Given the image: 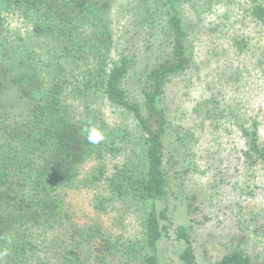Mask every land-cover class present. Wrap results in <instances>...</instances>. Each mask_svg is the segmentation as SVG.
<instances>
[{"label": "trees", "instance_id": "16d2710c", "mask_svg": "<svg viewBox=\"0 0 264 264\" xmlns=\"http://www.w3.org/2000/svg\"><path fill=\"white\" fill-rule=\"evenodd\" d=\"M0 1L19 11L48 47L47 57L28 64L30 73L14 92L16 104L5 101L6 69L0 64V252L7 250L0 264H47L40 257L50 248L44 242L59 229L76 247V253L63 254L64 264L82 263L64 194L80 185L90 188L101 183L106 184L110 202L126 203L140 214L143 239L128 244L127 258L136 264H158V244L172 226L168 209L160 205L168 203L169 176L175 168V161L165 158L164 138L168 130L180 145L194 137L190 128H171L159 107L166 84L190 65L184 11L204 16L215 8L226 17L238 6L243 19L263 30L264 0H152L148 19L158 20L160 44L151 63L136 73L139 77L134 83L130 80L135 56H112L115 40L105 0ZM216 26L210 29L215 31ZM245 37L237 52L251 59L264 82V41ZM106 107L129 117L132 125L126 120L120 127L107 123ZM93 126L105 135L98 144L87 140L85 129ZM239 132L245 140L241 159L248 174L241 183L247 197L264 204V144L259 123L252 121ZM119 154L121 163L108 174L107 157ZM92 161L97 163L96 172L82 180V167ZM190 201L186 207L190 223H204L207 216L195 206L194 197ZM102 203L96 206L100 212L105 210ZM261 220L254 232L264 236V214ZM238 224L232 250L214 264H254L243 250L249 222ZM176 233L185 245L181 261L194 264L187 227L178 226ZM110 249L108 242L101 241L95 253L105 256Z\"/></svg>", "mask_w": 264, "mask_h": 264}, {"label": "rangeland", "instance_id": "374dc122", "mask_svg": "<svg viewBox=\"0 0 264 264\" xmlns=\"http://www.w3.org/2000/svg\"><path fill=\"white\" fill-rule=\"evenodd\" d=\"M146 1L105 0L115 40L112 56L133 55L136 59L132 83L139 77L136 73L151 63L160 44L158 20L148 19L152 0ZM212 10L204 16L184 11L189 23L186 44L190 65L170 79L159 101L171 128H190L194 137L180 145L175 133L168 130L164 138L165 158L171 157L175 168L169 176L168 203L160 205L168 209L172 226L169 235L158 244V264H184L180 256L185 245L177 238L178 226L188 229L194 264L218 262L232 250L231 238L243 220L249 222L248 242L243 250L254 264H264V236L254 232L263 223L264 204L247 197L241 183L248 174L241 159L245 140L239 132L240 127L257 121L264 144V82L251 59L237 52L246 35L264 41V29L250 24L248 18L243 19L238 6H233L226 17L222 11ZM216 24V30H211ZM47 51V44L35 36L31 23L0 1V64L6 69V102L18 103L14 92L29 75L28 64L47 57ZM103 115L110 125L120 127L123 120L132 125L129 117L108 107L103 109ZM122 158L121 154L117 158L107 157L108 174ZM96 170L95 161L86 163L81 179ZM106 189V184L101 183L65 191L71 232H77L80 241L79 264H136V260L127 258L125 248L143 239L140 214L126 203L110 202ZM193 197L195 206L207 216L204 223L191 224L188 219L186 207ZM100 202L105 208L102 212L96 208ZM61 232L59 229L46 237L44 244L50 248L40 257L47 264H64V253H76L75 241L65 239ZM101 241L111 245L105 256L95 253Z\"/></svg>", "mask_w": 264, "mask_h": 264}, {"label": "clouds", "instance_id": "9594fccd", "mask_svg": "<svg viewBox=\"0 0 264 264\" xmlns=\"http://www.w3.org/2000/svg\"><path fill=\"white\" fill-rule=\"evenodd\" d=\"M85 131L87 132V140L91 144H98L105 139V135L95 126L86 128ZM4 255H7V250L0 252V257Z\"/></svg>", "mask_w": 264, "mask_h": 264}]
</instances>
